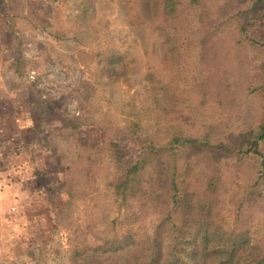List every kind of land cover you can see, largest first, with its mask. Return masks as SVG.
Segmentation results:
<instances>
[{
  "label": "rangeland",
  "instance_id": "374dc122",
  "mask_svg": "<svg viewBox=\"0 0 264 264\" xmlns=\"http://www.w3.org/2000/svg\"><path fill=\"white\" fill-rule=\"evenodd\" d=\"M16 4L0 264H264V0Z\"/></svg>",
  "mask_w": 264,
  "mask_h": 264
},
{
  "label": "trees",
  "instance_id": "16d2710c",
  "mask_svg": "<svg viewBox=\"0 0 264 264\" xmlns=\"http://www.w3.org/2000/svg\"><path fill=\"white\" fill-rule=\"evenodd\" d=\"M261 137L262 136H260L259 138ZM177 141L179 140L177 139ZM187 142L199 143L197 140H183V143ZM136 167H133V169H136ZM207 240L208 236L204 232L201 235L202 248L200 251H196L194 249L190 251L186 248H182V255H179L171 250L162 263H160L159 261L160 252L158 251L157 241L153 240L152 246H148L149 251L141 249L137 252V250L133 249L134 251L129 258V264H238V262L240 261V259H238L239 251H236L235 244L229 250L225 245H221L216 249L215 253V255L219 254V259H211L209 261V251L207 247H205ZM124 241L127 242V244L124 245L125 249V247H129L132 243L129 234H126V236H124ZM223 256H225V258H222ZM189 257L192 258V261L189 260Z\"/></svg>",
  "mask_w": 264,
  "mask_h": 264
},
{
  "label": "crops",
  "instance_id": "0c3cea01",
  "mask_svg": "<svg viewBox=\"0 0 264 264\" xmlns=\"http://www.w3.org/2000/svg\"><path fill=\"white\" fill-rule=\"evenodd\" d=\"M17 1L0 0V92L6 91L8 93V90H10V85L7 84L6 86L1 76L13 72L12 67H10V61L14 57L13 50H15L14 44H16V40L10 35L15 30V21L21 19L17 17L19 15L17 12ZM13 10H16V13Z\"/></svg>",
  "mask_w": 264,
  "mask_h": 264
}]
</instances>
